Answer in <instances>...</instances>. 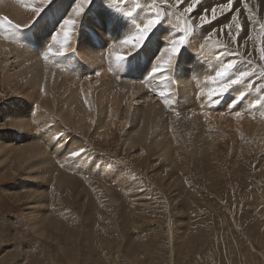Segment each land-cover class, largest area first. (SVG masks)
<instances>
[{
  "label": "bare ground",
  "instance_id": "obj_1",
  "mask_svg": "<svg viewBox=\"0 0 264 264\" xmlns=\"http://www.w3.org/2000/svg\"><path fill=\"white\" fill-rule=\"evenodd\" d=\"M3 1L5 0H0V18H6L18 27H0V71L3 73L1 78L18 99L6 102L0 108V163H6V169L12 165L17 175L18 171L22 170L24 174L27 173V180L33 181L30 194L28 193L29 199L32 198V210L27 214V222L32 230L37 229L38 235L42 233V228L39 227L44 221L46 211L38 216L35 213L36 202L41 204L45 200L48 201L41 193L45 186L44 180H41L42 176L55 180L58 187L63 186L65 179L83 183L87 180L81 178L82 176H89L88 181L91 182V176L105 175V185H101L99 178L95 179L96 183L93 185H101L111 192L116 191L113 190L115 187L121 191L127 189L133 192L142 186L141 180L136 179L122 165L114 163L100 153L94 154V148H102L99 143L97 145L94 142L97 138L102 144H108L111 150L114 148L116 120L124 126L122 138L128 148L136 149L140 144L149 149L157 147L158 154L170 164H175L178 151L186 152L189 157L195 159L202 154L207 156L211 151L216 152L221 146L219 143L224 135L221 127L225 125L222 122L228 118L223 119L221 116L222 121H218L214 115L219 113L211 117L207 106L213 98L212 87L218 84L222 86L224 81L233 79L234 74L219 77L215 85L212 82L219 71L220 60L214 56L217 50L205 49L199 44L200 37L196 36V29L193 31L192 28L193 23L200 21L199 17L187 20L186 51L182 52L181 49L182 54L179 55V52L177 56H172L171 64L166 65L165 62L171 56L168 49L171 48L172 42L184 34L176 33L175 25L169 26L171 21L165 12H161L162 9L156 0H152L154 10L157 9L154 12H151L149 7L146 8L151 0H93V3L85 7L87 12L84 11L81 17L75 16V8L76 4L83 5V0H49L47 5L43 0ZM171 1L174 5L182 1L186 3L185 0ZM227 1L220 0L221 3ZM230 1L233 12L230 11V14L214 24H223L225 28L231 18H239V7L246 0ZM247 1L249 10L252 4V9L258 7L264 12V0H260V4L256 6H253L256 0ZM217 5L219 3L216 0H206L199 10L208 11ZM34 8L42 9L39 15L32 11ZM50 11L51 13H48ZM62 11L64 18H59L57 14ZM217 12L220 14V11ZM158 15L161 18L159 26L163 24L160 33L153 36L151 33L144 45L129 55L138 29ZM68 18L76 19L77 24L71 29L69 40L65 44L63 21ZM175 18L180 20L181 16L177 15ZM48 20L53 21L51 32L46 29ZM214 24L211 31L217 28L216 35L225 36V33H221V25L214 27L217 26ZM21 32L25 36L14 39L13 35ZM245 37L247 38L246 35ZM76 39L80 40L78 51L82 54V59L76 51ZM124 40H131L132 43L125 44ZM61 45L64 46V53L57 55ZM117 56H124L126 59L117 61ZM123 62L126 63L122 64ZM3 64L8 67L5 69ZM154 67H161L162 70L153 73ZM151 92H154L155 96H152ZM252 97L249 95L238 107L246 109L249 103L254 102ZM123 102H127L124 109ZM247 102L249 103L246 105ZM257 111L260 112L258 109ZM235 118V126L226 121L227 129L232 132H236L234 128L237 132L241 130ZM243 119L245 117L241 118L242 121ZM8 120L10 125L6 130ZM2 121L4 124H1ZM248 122L250 123V119ZM250 124H244L249 131ZM125 125L128 128H125ZM263 132H255L253 139L262 140L259 141V146L264 147ZM238 133L233 135L237 137ZM17 137L20 138L17 139L18 142L14 140ZM237 141L239 142L236 139ZM177 144L180 146H176ZM239 144L234 145L235 150L240 147ZM147 162L148 159L143 165L144 168ZM109 183H112L111 186ZM23 184L24 182H21L12 189L17 191ZM84 187L80 188L81 191L89 194L88 188ZM76 190L79 192L78 187ZM95 192L94 190L93 193ZM116 200L113 197V201Z\"/></svg>",
  "mask_w": 264,
  "mask_h": 264
},
{
  "label": "rangeland",
  "instance_id": "obj_2",
  "mask_svg": "<svg viewBox=\"0 0 264 264\" xmlns=\"http://www.w3.org/2000/svg\"><path fill=\"white\" fill-rule=\"evenodd\" d=\"M7 1L9 0L3 2ZM92 1L90 4L94 2ZM156 1L161 12H165L171 21L169 26L175 25V32L183 33L181 36L184 38L187 20L199 17L200 21L197 20L192 25L193 31L196 29L201 46L217 50L214 56L220 60L219 71L234 59L236 65L228 72L227 77L234 74L236 78L241 72L250 74L222 95L214 93V89L220 87L218 83L215 85L219 79V71L212 79L215 86L210 88L213 98L207 109L211 117L213 114H220L214 115L218 121H222L223 117L228 118H223L222 123L225 125L221 127L224 134L219 143L221 146L216 152L211 151L207 156L202 154L203 157L198 155L195 159L186 152L178 151L175 164H170L158 154L157 147L149 149L140 144L136 149L128 148L122 138L124 126L116 120L114 148L111 150L108 144H102L97 138L94 142L97 145L99 143L102 148L97 147V150L93 147L94 154L100 153L122 165L136 179L141 180L142 186L133 192L127 189L121 191L118 187L111 192L101 187L107 179L103 175L104 177L91 176V182L88 181L89 176H82L87 180L85 183L65 179L64 183L61 182L63 186L58 187L55 180L49 177L51 182L47 176H42L45 186L41 193L50 202H36L35 213L38 216L46 211L45 222L39 227L42 228L40 235L27 222V214L32 210V198L30 200L28 196L33 181L27 180V173L24 174L22 170L17 175L12 165L6 169V163H0V264H264V147L259 146V141L262 140L253 139L255 132L264 131V59H261L264 55V12L258 7L252 9V4L249 10L248 1L244 4L242 2L239 7L241 17L235 18L236 20L231 18L225 28L223 24H218L223 29L221 33H225V36L222 34L218 37V29H211L214 22L218 23L220 18L233 12V9L224 11L227 3L232 4L230 0L224 3H221L224 0H216L219 5L215 6V18L211 10H205L206 15L201 16L202 9L199 8L206 0H200L191 13L185 12V9L192 0L178 2L176 5L171 0ZM255 3L253 6L259 5L260 0ZM148 7L151 12L157 10H154L152 0L146 5ZM62 12L57 14L59 18H64V11ZM177 15L181 16L180 20L175 18ZM52 22L48 20L46 24L49 32L53 30ZM237 24L240 25L239 28ZM218 25L214 27H219ZM162 27L163 24H158L150 33L151 36L160 33ZM24 36L22 32L13 35L16 40ZM79 41L75 40L77 53L80 50ZM184 46L182 52L186 51L187 44ZM79 55L82 59L80 52ZM2 66L5 69L8 67L5 64ZM2 75L0 71V108L6 102L18 99L9 86L6 87L2 82ZM239 92L241 94L238 95ZM151 93L155 96L154 92ZM249 95L253 96L252 102L255 103L247 102L248 107L242 110L238 106ZM232 98L235 99L231 100ZM125 104L127 102L122 103L123 109ZM257 109H262L261 113ZM237 112L242 114L239 119ZM240 117L245 119L242 121ZM234 118L238 120L236 123L239 124L240 133L235 128L236 132L227 129L228 122L236 125ZM248 119L250 123L253 120V123H247ZM7 122L6 130L10 125V121ZM245 123L250 124V131L244 127ZM233 133H238L239 136L235 137ZM17 139L20 140L18 137L14 138L16 142ZM235 144L240 145L238 150L234 149ZM97 178L100 179V187L93 185ZM20 181L24 184L17 191L12 189ZM111 184L109 183L110 186ZM83 186L88 188L89 194L81 191ZM6 189L10 191L5 192ZM113 197L117 199L116 202Z\"/></svg>",
  "mask_w": 264,
  "mask_h": 264
},
{
  "label": "snow or ice",
  "instance_id": "obj_3",
  "mask_svg": "<svg viewBox=\"0 0 264 264\" xmlns=\"http://www.w3.org/2000/svg\"><path fill=\"white\" fill-rule=\"evenodd\" d=\"M91 0H83V5L82 4H76V8H75V16L76 17H81V15L84 13L85 11V7L90 4ZM44 4H48L49 0H43ZM200 3V0H192V3L188 5V7L185 9V12L187 13H191L193 12L194 8ZM233 7V5L231 3H227L224 7V11H228L231 10ZM211 12L213 13V17L215 18V7L210 9ZM32 11L36 14L39 15L40 12L42 11L41 8H34L32 9ZM206 15V11L201 13V16H205ZM161 23V18L158 15L155 19H149L147 21V23H145L143 25V27L138 29V34L134 37V43H132L131 40H124L123 43L125 44H130L132 43V47L130 49L129 55L140 49L145 41L147 40L148 36L150 35V33L154 30V28ZM77 24V20L73 19V18H68L65 19L63 21V28H64V43L66 44L69 40V36H70V32L71 29L73 27H75V25ZM0 27H8V28H12V27H18L16 25H12L11 21H8L6 18H0ZM240 25L237 24V28H239ZM185 45V38L183 36H181L179 39L174 40L172 42V46L171 48L168 49V51L171 53V56L169 57V60L165 62L166 65H170L171 64V57L172 56H177L178 53L180 52V50L183 48V46ZM49 51H51V49H49ZM64 53V46L61 45V50L59 53H57V55H63ZM45 59H47V55H45ZM117 61H122L125 60L126 58L124 56H117L116 57ZM261 59H264V55L261 56ZM236 65V60H232L229 63H226V65L217 73V76L220 78H223L225 76H227L228 72L233 69ZM162 70L161 67H154L152 69L153 73H158ZM97 75H99V73H97ZM250 74L248 72H241L239 74V76H237L235 79H231L230 81H226L222 84V86H220L217 89H214V93L216 95H222L226 92H228L233 85H236L238 83H240L244 77L249 76ZM236 115L239 117L241 115L240 112H237Z\"/></svg>",
  "mask_w": 264,
  "mask_h": 264
}]
</instances>
